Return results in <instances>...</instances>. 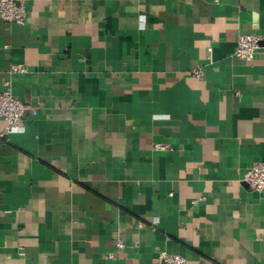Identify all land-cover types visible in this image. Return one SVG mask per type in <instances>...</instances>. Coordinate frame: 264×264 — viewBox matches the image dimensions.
<instances>
[{
    "label": "crops",
    "instance_id": "obj_1",
    "mask_svg": "<svg viewBox=\"0 0 264 264\" xmlns=\"http://www.w3.org/2000/svg\"><path fill=\"white\" fill-rule=\"evenodd\" d=\"M25 4L0 18V86L23 66L37 107L0 136V264H264V189L241 180L264 162V0Z\"/></svg>",
    "mask_w": 264,
    "mask_h": 264
},
{
    "label": "built area",
    "instance_id": "obj_2",
    "mask_svg": "<svg viewBox=\"0 0 264 264\" xmlns=\"http://www.w3.org/2000/svg\"><path fill=\"white\" fill-rule=\"evenodd\" d=\"M0 18L8 23L24 24L27 20L25 0H0ZM262 37L258 33H242L238 35L234 54L243 59H252L260 48ZM210 50V48L208 49ZM23 66L11 65L9 75L2 81L0 86V117L6 122L4 131L0 136L24 130L23 119L26 113L35 114L37 107L31 103L19 100L13 94V73L23 72ZM191 73L197 77L203 76L201 67L193 69ZM166 145L157 143V149H165ZM241 180L251 189L261 191L264 189V162H258L247 168ZM118 248H123L124 243L120 240L116 243ZM112 253L108 257H112ZM158 261L166 264H185L186 259L175 253L160 250L157 254Z\"/></svg>",
    "mask_w": 264,
    "mask_h": 264
}]
</instances>
